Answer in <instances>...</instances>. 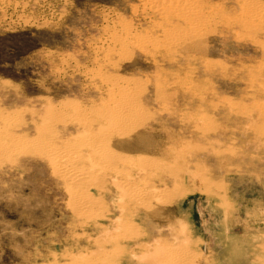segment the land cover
<instances>
[{
  "label": "rangeland",
  "instance_id": "obj_1",
  "mask_svg": "<svg viewBox=\"0 0 264 264\" xmlns=\"http://www.w3.org/2000/svg\"><path fill=\"white\" fill-rule=\"evenodd\" d=\"M0 264H264V0H0Z\"/></svg>",
  "mask_w": 264,
  "mask_h": 264
},
{
  "label": "bare ground",
  "instance_id": "obj_2",
  "mask_svg": "<svg viewBox=\"0 0 264 264\" xmlns=\"http://www.w3.org/2000/svg\"><path fill=\"white\" fill-rule=\"evenodd\" d=\"M161 1V0H160ZM168 1V0H167ZM150 5H151V3H150ZM154 6H156V5H154ZM149 7V6H148ZM190 26V25H189ZM194 26V25H193ZM118 105V104H117ZM122 106V105H121ZM120 109V108H119ZM116 111H119V110H116ZM79 113V112H78ZM89 147V146H88ZM51 150V149H50ZM91 151V150H90ZM81 153V152H80ZM94 152H92L91 154H93ZM58 154V153H57ZM69 155V154H68ZM53 158V157H52ZM58 158V157H57ZM64 158V157H63ZM66 158H68V157H66ZM70 158V157H69ZM65 160V159H64ZM67 160V159H66ZM74 160V159H73ZM104 160V159H103ZM107 160V159H106ZM105 162H107V161H105ZM53 165V164H52ZM99 165V164H98ZM91 167V166H90ZM98 167V166H97ZM102 167V166H101ZM71 170V169H70ZM114 173V172H113ZM140 195V194H139Z\"/></svg>",
  "mask_w": 264,
  "mask_h": 264
}]
</instances>
